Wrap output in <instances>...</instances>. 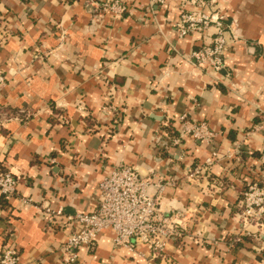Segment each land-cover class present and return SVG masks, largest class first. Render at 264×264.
Wrapping results in <instances>:
<instances>
[{
  "label": "crops",
  "instance_id": "obj_1",
  "mask_svg": "<svg viewBox=\"0 0 264 264\" xmlns=\"http://www.w3.org/2000/svg\"><path fill=\"white\" fill-rule=\"evenodd\" d=\"M122 1L127 11L116 16L94 15L85 0H0V171L18 180L14 196L0 191V256L14 245L20 264H264V228L239 218L246 184L263 173L264 0H225L220 73L186 59L213 30L181 39V0ZM184 114L217 134L210 146L187 137L169 147ZM238 144L241 154L188 179L212 151ZM121 163L162 181V207L184 214L185 235L154 260L144 244L114 248L106 230L67 263L60 250L78 227L49 226L21 199L92 213L99 184Z\"/></svg>",
  "mask_w": 264,
  "mask_h": 264
},
{
  "label": "built area",
  "instance_id": "obj_2",
  "mask_svg": "<svg viewBox=\"0 0 264 264\" xmlns=\"http://www.w3.org/2000/svg\"><path fill=\"white\" fill-rule=\"evenodd\" d=\"M152 5H165L168 0H149ZM179 6L178 30L181 39L196 33L213 30L210 43L192 51L186 56L199 68L220 73L225 67V53L228 49L226 14L217 7L218 0H181ZM86 6L94 15L111 13L122 16L127 5L122 0H85ZM8 77L0 69V91L6 86ZM179 128L177 136L168 137L169 147L180 146L182 141L191 137L210 146L216 133L206 123H199L188 118V114L177 118ZM264 131V124L257 128ZM243 146L238 144L233 152L221 154L219 150L211 152L205 166H197L188 171V179L195 180L205 172V168L223 158L230 159L242 153ZM263 173L254 172L253 179L246 184L242 194L240 222L243 226L255 225L264 228V155L260 158ZM260 171V170H259ZM152 175L155 174L152 172ZM156 178V177H155ZM170 184L171 182H167ZM18 180L11 171H0V191L6 197L17 193ZM155 192L152 193L151 189ZM165 186L162 181L144 178L136 167L121 163L114 166L99 184V206L92 213L66 216L62 207H40L31 197L22 198L23 205L40 208L43 219L52 226L57 219H66L78 229L73 231L61 248L67 263L79 260L82 247H93L102 232L112 230L114 248H126L134 251L137 245L147 246L154 260H164L166 247L172 240L185 235L186 222L182 213L174 210L166 212L160 200ZM248 236L257 237L256 233L247 232ZM0 264H20L19 250L14 245H7L0 256Z\"/></svg>",
  "mask_w": 264,
  "mask_h": 264
},
{
  "label": "rangeland",
  "instance_id": "obj_3",
  "mask_svg": "<svg viewBox=\"0 0 264 264\" xmlns=\"http://www.w3.org/2000/svg\"><path fill=\"white\" fill-rule=\"evenodd\" d=\"M226 4V1L225 0H218V5H217V7L220 9V10H226V8H225V6L223 5V4Z\"/></svg>",
  "mask_w": 264,
  "mask_h": 264
},
{
  "label": "trees",
  "instance_id": "obj_4",
  "mask_svg": "<svg viewBox=\"0 0 264 264\" xmlns=\"http://www.w3.org/2000/svg\"><path fill=\"white\" fill-rule=\"evenodd\" d=\"M176 133H177V132H174V131H173V132L171 133V136H172V137L177 136ZM158 260H159V259H158Z\"/></svg>",
  "mask_w": 264,
  "mask_h": 264
}]
</instances>
